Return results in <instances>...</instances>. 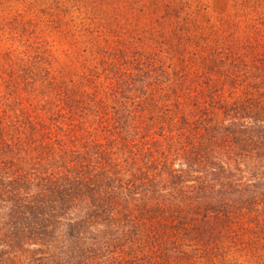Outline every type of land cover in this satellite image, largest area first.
<instances>
[{"label":"trees","instance_id":"16d2710c","mask_svg":"<svg viewBox=\"0 0 264 264\" xmlns=\"http://www.w3.org/2000/svg\"><path fill=\"white\" fill-rule=\"evenodd\" d=\"M82 1L0 38V264H264V20Z\"/></svg>","mask_w":264,"mask_h":264},{"label":"rangeland","instance_id":"374dc122","mask_svg":"<svg viewBox=\"0 0 264 264\" xmlns=\"http://www.w3.org/2000/svg\"><path fill=\"white\" fill-rule=\"evenodd\" d=\"M116 1H132L137 5L151 0ZM80 2L83 1L0 0V26L4 30L0 32V38L4 41V47H13L21 51L27 49L28 45H32L33 41L39 38L40 41L46 40L54 50H61V44L69 41L61 33V30L66 29L64 18L67 12H74L77 15L75 7L81 4ZM186 2L194 6L202 5L206 16L213 21L219 18L232 19L237 16L253 22L264 20V0H186ZM96 4L97 16L104 19H113L110 16L115 17L116 21L111 24V27L125 35L129 34L126 33L128 29L133 30L140 21L146 20V17L142 18L144 13L140 11L142 10L140 6L133 11L129 8L123 15L117 10L104 12L106 0H96ZM137 20L139 22H136ZM10 22L18 23L16 30L11 26L12 29H6ZM100 28L103 29L104 24Z\"/></svg>","mask_w":264,"mask_h":264}]
</instances>
